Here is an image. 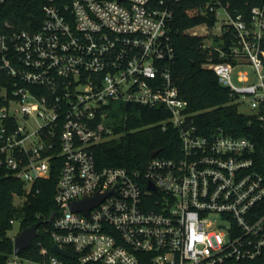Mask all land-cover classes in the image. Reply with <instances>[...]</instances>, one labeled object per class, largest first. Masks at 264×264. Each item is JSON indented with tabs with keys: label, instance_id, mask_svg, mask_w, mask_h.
I'll return each mask as SVG.
<instances>
[{
	"label": "built area",
	"instance_id": "1",
	"mask_svg": "<svg viewBox=\"0 0 264 264\" xmlns=\"http://www.w3.org/2000/svg\"><path fill=\"white\" fill-rule=\"evenodd\" d=\"M180 1L48 0L39 29L0 32L11 82L0 86V169L24 183L21 204L58 171L52 228L5 264H264V158L250 139L199 133L187 112L172 73ZM189 1L213 22L183 33L203 39L205 66L264 128V4L246 15ZM138 106L167 112L159 125L180 148L144 170L101 167L94 149L117 136L111 115ZM97 195L88 214L72 211Z\"/></svg>",
	"mask_w": 264,
	"mask_h": 264
},
{
	"label": "trees",
	"instance_id": "2",
	"mask_svg": "<svg viewBox=\"0 0 264 264\" xmlns=\"http://www.w3.org/2000/svg\"><path fill=\"white\" fill-rule=\"evenodd\" d=\"M48 0H6L0 7V32L6 23L14 28L37 30L43 23V9ZM222 3L238 13L249 15L254 6L263 5L258 0H224ZM197 6L196 1L182 0L175 7V29L172 35L175 58L172 73L181 98L187 102V112L200 130L199 133L209 135L223 131L233 137L247 138L256 144L257 157L264 158V128L253 115L240 111L231 103L229 91L219 83L215 72L206 65L207 54L201 50L203 39L183 33L184 30L207 21L208 18L193 15L190 9ZM232 34L225 36V41ZM10 79L0 72V86L10 85ZM4 105L0 95V108ZM138 115H132L131 107L123 110L126 118L115 115V134L119 136L98 145L94 151L101 167H123L129 170H144L151 161V155L159 151V156L172 157L180 148V135L175 129L163 131L159 123L169 117L161 109L150 110L136 107ZM137 129V131H134ZM58 171H52L48 180L38 181L27 200L20 205L15 204L16 196L25 195V185L0 169V264L7 263V257L13 253L14 239L9 235L13 229L12 222L21 223V231L41 222L40 231L52 228L53 213L57 210L54 201ZM20 231V232H21ZM32 245L28 256L36 247ZM48 241V237L45 238ZM48 243V242H47ZM50 247V244H49Z\"/></svg>",
	"mask_w": 264,
	"mask_h": 264
},
{
	"label": "water",
	"instance_id": "3",
	"mask_svg": "<svg viewBox=\"0 0 264 264\" xmlns=\"http://www.w3.org/2000/svg\"><path fill=\"white\" fill-rule=\"evenodd\" d=\"M159 151H155L152 153L151 157H155ZM105 196L97 195L95 198L86 199L80 202H75L71 204V209L74 212H84L87 213L96 205H98L102 200H104ZM41 226V222H37L30 227H27L23 231H21L14 238V252L16 254H22L24 251L28 250L33 241L38 236V229ZM54 249L65 256L71 257V254L65 250L59 248V246H55Z\"/></svg>",
	"mask_w": 264,
	"mask_h": 264
},
{
	"label": "rangeland",
	"instance_id": "4",
	"mask_svg": "<svg viewBox=\"0 0 264 264\" xmlns=\"http://www.w3.org/2000/svg\"><path fill=\"white\" fill-rule=\"evenodd\" d=\"M224 17H225V15H223ZM231 103L232 104H234V105H237V107H238V109L240 110V111H243L244 109H243V107L241 106V105H238V104H235V103H233L232 101H231ZM119 115H120V117H124V118H126L127 116H126V113L125 112H123V111H119V113H118ZM115 119V115L113 116V115H111V117H110V120H114ZM34 128H36V126H34L33 127V129ZM119 136H113V139H117ZM22 203V200L20 199V198H18V197H16L15 198V204L16 205H19V204H21ZM21 223L20 222H15V224H14V226H13V229L11 230V232L9 233V235L14 239L19 233H20V231H21Z\"/></svg>",
	"mask_w": 264,
	"mask_h": 264
}]
</instances>
